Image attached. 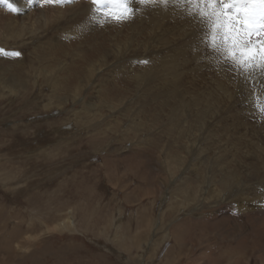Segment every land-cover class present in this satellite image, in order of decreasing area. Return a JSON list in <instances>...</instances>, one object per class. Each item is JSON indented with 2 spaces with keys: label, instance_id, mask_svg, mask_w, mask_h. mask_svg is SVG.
I'll return each instance as SVG.
<instances>
[{
  "label": "rangeland",
  "instance_id": "1",
  "mask_svg": "<svg viewBox=\"0 0 264 264\" xmlns=\"http://www.w3.org/2000/svg\"><path fill=\"white\" fill-rule=\"evenodd\" d=\"M138 3L0 6V264H264L253 85Z\"/></svg>",
  "mask_w": 264,
  "mask_h": 264
},
{
  "label": "snow or ice",
  "instance_id": "2",
  "mask_svg": "<svg viewBox=\"0 0 264 264\" xmlns=\"http://www.w3.org/2000/svg\"><path fill=\"white\" fill-rule=\"evenodd\" d=\"M32 0H27L31 3ZM46 3H71L74 0H45ZM142 5H174L199 24V42L209 50L210 61L228 67L244 82L253 85V106L264 116V85L257 87L256 77L264 78V0H139ZM102 17L117 23L133 15L129 0H90ZM12 13L22 11L16 0H0ZM19 51L0 56L19 57ZM146 63V61H145Z\"/></svg>",
  "mask_w": 264,
  "mask_h": 264
},
{
  "label": "bare ground",
  "instance_id": "3",
  "mask_svg": "<svg viewBox=\"0 0 264 264\" xmlns=\"http://www.w3.org/2000/svg\"><path fill=\"white\" fill-rule=\"evenodd\" d=\"M33 1V0H32ZM42 1V0H41ZM16 2H18V4L20 5V7L23 9V7H25L28 3L27 0H16ZM139 2V0H129V6L133 7V5L137 8V3ZM43 3V2H42ZM135 3V4H134ZM62 4V3H61ZM139 4V3H138ZM29 5V4H28ZM2 7H4L3 5H0ZM140 6V5H139ZM157 7V6H156ZM134 9V8H133ZM159 9V8H158ZM162 10V9H161ZM23 12V11H22ZM97 12V11H96ZM158 13V12H157ZM162 13V12H161ZM141 14V13H140ZM182 14V13H181ZM158 15V14H157ZM180 15V14H179ZM155 17V16H154ZM156 18V17H155ZM161 18V17H160ZM166 19V18H165ZM164 19V20H165ZM156 20V19H155ZM162 20V18H161ZM163 21V20H162ZM153 22V21H152ZM154 23V22H153ZM238 175V174H237ZM232 182V181H231ZM238 182V181H237ZM229 185V184H228ZM239 185V184H238ZM239 188V187H237ZM237 190V189H236ZM238 191V190H237ZM69 224V223H68ZM16 254V253H15ZM19 255V254H18Z\"/></svg>",
  "mask_w": 264,
  "mask_h": 264
}]
</instances>
